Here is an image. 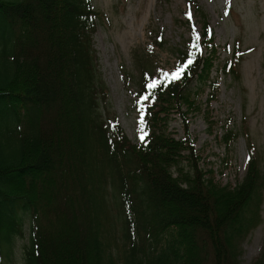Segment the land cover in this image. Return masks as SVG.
<instances>
[{
	"label": "trees",
	"instance_id": "obj_1",
	"mask_svg": "<svg viewBox=\"0 0 264 264\" xmlns=\"http://www.w3.org/2000/svg\"><path fill=\"white\" fill-rule=\"evenodd\" d=\"M99 17L90 0H0V262L26 239L21 264H243L263 200L258 161L221 185L165 127L210 65L203 42L179 79L149 88L141 68L152 104L134 143L101 109ZM251 264H264V245Z\"/></svg>",
	"mask_w": 264,
	"mask_h": 264
},
{
	"label": "rangeland",
	"instance_id": "obj_2",
	"mask_svg": "<svg viewBox=\"0 0 264 264\" xmlns=\"http://www.w3.org/2000/svg\"><path fill=\"white\" fill-rule=\"evenodd\" d=\"M90 2L100 14L91 37L106 87L105 115L132 142H142L152 100L140 94L139 71L145 68L155 82L171 81L164 73L182 66L190 48L198 51L193 44L203 42L210 65L189 79L191 103L168 112L166 132L188 138L199 167L221 185L233 187L243 178L249 155L264 179V0ZM262 199L259 220L241 242L243 264H251L264 245V190ZM25 241L17 240L0 264H21Z\"/></svg>",
	"mask_w": 264,
	"mask_h": 264
},
{
	"label": "snow or ice",
	"instance_id": "obj_3",
	"mask_svg": "<svg viewBox=\"0 0 264 264\" xmlns=\"http://www.w3.org/2000/svg\"><path fill=\"white\" fill-rule=\"evenodd\" d=\"M228 2L230 3V0H228ZM227 14V13H225ZM189 17L191 18V15L189 13ZM197 41L199 40V35L197 34V37H196ZM193 47L194 48H199V43H195L193 44ZM193 63V60L190 58L186 64L180 66V67H177L176 70L172 73H164V75L167 77V76H171V78L173 80H176V79H179L183 74L184 72L187 70L188 66L191 65ZM148 87L149 88H155L156 87V82L153 81L152 83H149L148 84Z\"/></svg>",
	"mask_w": 264,
	"mask_h": 264
}]
</instances>
